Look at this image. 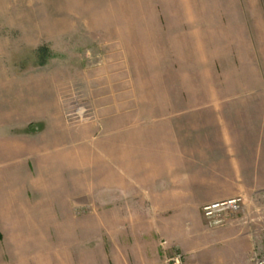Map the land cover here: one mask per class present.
<instances>
[{
  "label": "rangeland",
  "instance_id": "rangeland-1",
  "mask_svg": "<svg viewBox=\"0 0 264 264\" xmlns=\"http://www.w3.org/2000/svg\"><path fill=\"white\" fill-rule=\"evenodd\" d=\"M227 50L234 69L261 68L264 77V0H0V115L17 105L55 103L63 126L56 158L70 154L76 174L85 164L88 193L75 189V212L106 220L108 227L91 233L107 239L109 264L153 255L156 264H256L264 254V227L252 229L253 239L246 228L242 238L226 232L242 211L222 226L211 225L202 209L149 214L147 196L128 188L121 200L102 182L115 181L117 110L124 109L123 136L130 137L143 109H163V96L148 99L165 92V68L216 51L226 73L233 69ZM43 128L31 122L27 131ZM256 216L245 224L257 225ZM241 239L242 258L226 255Z\"/></svg>",
  "mask_w": 264,
  "mask_h": 264
},
{
  "label": "crops",
  "instance_id": "crops-1",
  "mask_svg": "<svg viewBox=\"0 0 264 264\" xmlns=\"http://www.w3.org/2000/svg\"><path fill=\"white\" fill-rule=\"evenodd\" d=\"M206 53L212 55L203 61L164 69L165 92L148 99L163 96L164 107L143 109L130 137L123 136L124 109L117 110L115 181L102 182L121 200L128 188L147 196L146 211L154 215L199 213L208 203L242 196V212L226 232L242 238L246 228L253 239L252 229L264 227V77L261 68L234 69L228 50L225 62L233 69L224 73L219 52ZM16 107L0 115V264H109L107 239L91 233L108 227L106 220L75 212V189L88 193L85 164L76 174L70 154L56 158L63 126L55 103ZM31 122L44 128L28 133ZM254 213L257 225H246ZM241 247L243 240L226 255L240 260ZM156 260L136 256L135 263Z\"/></svg>",
  "mask_w": 264,
  "mask_h": 264
},
{
  "label": "built area",
  "instance_id": "built-area-1",
  "mask_svg": "<svg viewBox=\"0 0 264 264\" xmlns=\"http://www.w3.org/2000/svg\"><path fill=\"white\" fill-rule=\"evenodd\" d=\"M244 204L245 198L237 196L222 201L208 203L202 207V212L211 225L222 226L225 225L233 215L240 213ZM256 264H264V254L257 258Z\"/></svg>",
  "mask_w": 264,
  "mask_h": 264
}]
</instances>
